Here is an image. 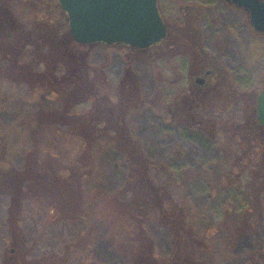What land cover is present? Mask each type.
I'll list each match as a JSON object with an SVG mask.
<instances>
[{
  "label": "rangeland",
  "instance_id": "obj_1",
  "mask_svg": "<svg viewBox=\"0 0 264 264\" xmlns=\"http://www.w3.org/2000/svg\"><path fill=\"white\" fill-rule=\"evenodd\" d=\"M161 5L165 8L164 3ZM49 11L60 36L65 35L64 11L57 6L55 12ZM208 11L212 30L206 50L215 54L226 47L228 55L222 62L229 80L237 90L245 92L241 94L242 102H236L224 113V125L210 126L209 139L207 135L172 129L164 119L163 108L170 99V86L180 61L170 59L168 53L158 54L155 48L142 54L128 48L102 45L79 47L70 41L71 47H68L80 56L85 75H90L92 93L102 95L111 91V100L118 102L117 89L131 81L136 85L143 102L127 114V131L151 165V182L139 177V164L127 163V160L124 163L115 140L110 144L104 141L95 144L93 153L81 149L78 158H85L83 162L90 169L84 185L70 168L64 183L55 186L52 182L53 186L48 187L42 178L45 170L63 169L64 163L45 153L33 154L29 168L34 177L28 179L29 186L24 193L22 190L20 218L15 223L20 233L10 230L11 200L0 191V264H133L132 258L144 249L141 244L144 239L136 233L139 219L133 216L134 209L125 198L144 199L151 185L170 194V199H160L158 207L160 209L162 203L161 210L171 212L161 216L156 208L145 221L144 229L154 246V252L150 253L154 256L150 260L152 264H172L182 258L194 261L189 264H198L202 256L212 264H264L258 263L264 259V157L263 153L257 156V150L252 148L255 141L249 140V136L255 133L250 125L242 126L253 130L251 135L233 136L237 121L252 119L256 106L253 96L264 89V36L251 34L244 13L229 11L219 2L210 4ZM166 12L169 23L171 15ZM174 15H178L176 8ZM224 37L228 43L219 42ZM62 59L58 57L57 61L65 63ZM27 62L34 75L49 66L46 59L39 64L33 58ZM127 64L130 65L128 77ZM79 66L77 63V68ZM60 69L58 77L65 76L64 65ZM48 73L47 78H51L50 68ZM95 75H100L101 79H95ZM27 80L0 79V125L4 128L8 157L18 170L23 168L24 153L38 142L39 129L33 126L34 132L29 133L24 128L25 120L41 109L56 107L50 87L37 86L34 94ZM33 81L29 78L30 83ZM84 89L76 91V95L86 96L88 91ZM99 97L95 100L101 102L86 108L80 106L81 116L77 121L85 126L88 123L95 126L123 124L111 119L110 104H103L100 100L103 96ZM230 121L235 124H229ZM83 128L81 131L89 135ZM103 131L95 130L94 136L98 138ZM126 137L121 131L120 142ZM78 139L74 135L72 140L80 150L81 140L77 143ZM257 145L264 152V140ZM76 167L80 169L81 165ZM91 169L95 176H90ZM258 186L263 191L260 192ZM161 217L167 226L160 224ZM172 219L174 225L168 221ZM210 226L216 228L213 233L207 230ZM196 237L207 244L204 255L194 248ZM207 261L205 264H210Z\"/></svg>",
  "mask_w": 264,
  "mask_h": 264
},
{
  "label": "trees",
  "instance_id": "obj_2",
  "mask_svg": "<svg viewBox=\"0 0 264 264\" xmlns=\"http://www.w3.org/2000/svg\"><path fill=\"white\" fill-rule=\"evenodd\" d=\"M56 6L61 8L58 0H0V79L11 81L28 79V85H31L32 88H34V90H32L34 94L37 93V90L35 89H38V87H50V94L56 104L55 108L41 109L37 114L35 113L34 115L28 116V119L25 120L24 128H27L30 133L33 131V126H35L39 129V134H37V145L34 148L30 146L27 152L24 153V164L21 170L14 168L10 162L9 155L6 152V143L3 138L4 128L0 125V191H2V193L4 192V194H8L7 196L11 200L8 209V223L10 225V230H13L14 233L15 231L20 233L16 229L15 223L18 222L20 218L19 209L22 204V199L20 198L22 190L24 193L29 186L27 185L28 179L34 177L33 171L29 168L30 158L33 154L45 153L53 159H58L64 163L65 167L63 169L53 172H50L48 169L45 170L42 178L46 181L48 187H50V185L53 186L52 182L55 186H57L58 183H64L65 181L63 179L69 173L70 168H72L80 184L84 185L89 177L87 172H90V169L83 162L85 161V158H78L81 149L86 150L88 153H93L96 151L94 150L95 144L100 145L102 141L110 144L115 140V143L119 144L120 151H122L120 154L122 155L123 160L125 159L124 163L128 161L127 163L139 164L140 170L137 171L138 174L140 173L139 177H143V179L151 182V165L149 161L147 162L142 148L127 131L128 124L126 123L127 114L139 103L141 105V102H143L141 101L142 97L140 96V92L138 90L136 91V85L131 81V83L129 82V85L125 86L126 88H122L121 86V88L119 87L120 89H117L116 94L119 95L118 102L111 100V91L107 94L102 92V95H98V92L92 93L89 89V86H92L91 78L89 77L90 75H85V70L81 69L83 61L79 60L80 56L78 57V55L74 54L75 52L69 48L71 47L70 41L73 43L72 45L79 47H94L101 44L80 45L75 43L70 34L65 12L62 13L66 18L65 25L67 32L65 35L60 36V31L57 30L58 26L54 23V17L53 15L51 16L49 11L51 10V12H55ZM47 7L49 9L48 11ZM51 17H53V20ZM62 53L66 54L63 56ZM57 55H59L58 57H62V60L65 62L62 63L66 68L65 76L58 77V73L62 70L60 67L63 65L57 61ZM29 58H33L34 60L37 59V64L41 63V60L43 62V60L46 59L49 61V66L47 65L42 70L41 74L34 75L31 71L32 67L27 62ZM77 63L80 64L79 68H77ZM129 67L130 65L127 64V77L130 72ZM49 68L51 69V73H53L51 74V78H47ZM54 74L55 76H53ZM29 78H33L34 81L30 83ZM96 78L99 80L101 79V76L95 75V79ZM103 82L106 84L107 80H104ZM83 88L88 91V93H86L87 95L82 97L76 95L75 92ZM134 88L135 90H133ZM98 96H103L102 98L99 97L103 104H110L108 107V113L111 119L116 123L117 120L122 121L123 124L95 126L88 123V126H85L80 124L81 121H77L81 116L82 108L80 106L86 108L95 103L101 102H97L98 99L95 100V97L98 98ZM104 98L108 101H103ZM251 116V124L253 126H251V124L249 125L251 129L254 128L255 134L253 135V138L249 136L253 130H246V128L242 126L243 124H238V127L234 125L233 130L235 133L233 136L236 137L237 134L241 137V134H244V136L248 134L249 140L253 139L255 141L252 148L257 150L256 155L261 156V153H263L264 157V152H262V149L257 145L258 141L264 140V135H261L264 131L258 124L257 126L255 125L257 123L255 111L252 112ZM71 120L73 121V124L69 123ZM83 126V131H86L87 129L89 135L87 131L85 133L81 131ZM100 129L104 131L98 134V138H96L94 136L95 130ZM121 131L127 134L123 143L119 140ZM247 131L249 133H247ZM74 135L81 140L80 150L72 140ZM79 139L77 143L79 142ZM78 164L81 165L80 169L76 167ZM91 171L90 176H95L96 173H94L92 169ZM261 188L262 187L258 186L260 192L263 191ZM147 190L148 196L141 200L134 198L129 199L124 196L125 200L129 202L130 206L134 209L133 216H135L136 219L141 220H137L139 230L136 233L146 241L142 240L141 244L144 249H141L135 257L132 258V261H135L133 264H152V261L150 260H152L154 256H151L150 253L151 250L154 252V246L151 244V237L148 231L144 229L145 221H147L149 214H151L153 210L155 212L156 208L157 210L159 209L158 203L160 202V199H170V194L163 191V189L158 188V186L151 185ZM124 192H127V189L124 190ZM124 198L122 200L125 202ZM13 204H16V206ZM161 205L162 203H160L159 209L161 216L171 213L170 210L168 211L167 209H165L167 211L161 210ZM161 218L162 221H160V224L163 223L167 226L166 221L163 217ZM168 221H170L172 225L175 223L173 219ZM12 224H14L13 229ZM215 229L214 226H210L207 230L209 233H213ZM196 238L194 248H198L199 251H201V254L204 255L207 244L204 240H201L198 237ZM148 252L150 256L145 255ZM203 257L204 256H202V259L200 258L198 264H205L207 260L203 259ZM210 261L215 262L213 258H210ZM191 262L194 261L182 258L178 261L174 260L172 264H189ZM260 262L264 263V259H261L258 263ZM207 263L210 262L207 261Z\"/></svg>",
  "mask_w": 264,
  "mask_h": 264
},
{
  "label": "flooded vegetation",
  "instance_id": "obj_3",
  "mask_svg": "<svg viewBox=\"0 0 264 264\" xmlns=\"http://www.w3.org/2000/svg\"><path fill=\"white\" fill-rule=\"evenodd\" d=\"M215 2L221 3L223 8L229 11L246 14L247 27L251 34L264 36V33H258L252 28L248 12L233 0H211V2L210 0H158V11L166 29V35L160 42L144 49L125 44L97 43L106 47L128 48L142 54L150 53L151 49L155 48L157 52L159 51L158 54L164 53L165 56L168 53L170 59L180 61L170 86V99L165 102L163 108L164 119L172 129H184L190 133L207 135L208 139L211 135L210 126L224 125L223 116L226 110L232 109L236 102L241 103V94L245 93L237 90L229 80L227 69L222 62V59L228 55L226 47L215 54H210L206 50L212 30L207 18L208 6ZM161 3L165 4V8ZM175 8L178 9V15H174ZM165 12L171 15L172 21L169 23ZM222 41L228 43L225 37L219 40L220 43ZM213 45L215 46L216 43L213 42ZM255 96L253 100L256 104L257 96ZM253 100L251 99V102ZM251 122V118H241L237 124L246 127ZM256 122L255 125H259L257 117ZM229 124L233 125L235 122L230 121ZM260 128L264 131L261 126ZM247 147L246 145L245 148Z\"/></svg>",
  "mask_w": 264,
  "mask_h": 264
},
{
  "label": "water",
  "instance_id": "obj_4",
  "mask_svg": "<svg viewBox=\"0 0 264 264\" xmlns=\"http://www.w3.org/2000/svg\"><path fill=\"white\" fill-rule=\"evenodd\" d=\"M249 14V22L264 33V1L233 0ZM68 17L73 41L80 45L125 44L144 49L166 35L158 0H58ZM256 117L264 129V89L256 98Z\"/></svg>",
  "mask_w": 264,
  "mask_h": 264
}]
</instances>
